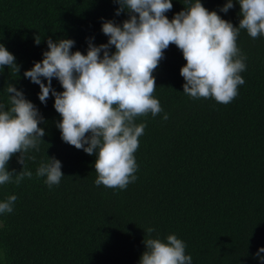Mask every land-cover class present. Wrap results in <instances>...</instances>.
<instances>
[{"label": "trees", "instance_id": "16d2710c", "mask_svg": "<svg viewBox=\"0 0 264 264\" xmlns=\"http://www.w3.org/2000/svg\"><path fill=\"white\" fill-rule=\"evenodd\" d=\"M195 2L172 0L165 15L171 20ZM200 2L239 26L237 0L227 13L220 11L227 0ZM119 8L115 0H0V44L19 66L18 73L0 68V104L10 108L7 87L13 85L36 106L46 133L39 151L25 154L32 178L0 185V202L17 196L13 211L0 214V264H139L149 227L151 238L181 239L192 264H264V252L256 255L264 248V36L240 30L245 83L227 105L185 95L183 54L174 44L165 50L153 72L163 112L136 118L146 127L135 153L137 179L124 190L95 185V154L62 141L55 97L41 103L39 85L25 78L43 60L49 38L71 39V51L85 55L89 41L106 44L103 22L122 26L129 19L127 11L116 15ZM52 88L63 91L56 78ZM19 156L8 171L23 170ZM51 157L64 176L49 188L36 170Z\"/></svg>", "mask_w": 264, "mask_h": 264}, {"label": "clouds", "instance_id": "9594fccd", "mask_svg": "<svg viewBox=\"0 0 264 264\" xmlns=\"http://www.w3.org/2000/svg\"><path fill=\"white\" fill-rule=\"evenodd\" d=\"M115 2L120 5L116 15L127 11L129 19L122 26L103 22L102 32L109 38L106 44L95 46L89 41L85 55L71 51L75 43L71 39L54 42L49 38V50L43 53V60L34 63L24 76L39 85L41 103L46 104L50 93L55 97L62 141L88 155L95 154V185L124 190L137 179L135 153L146 127L144 123L137 125L135 120L163 112L154 96L153 72L164 58L165 50L174 44L183 54L186 64L181 67L180 75L185 81V95L229 104L237 97L239 86L245 83L240 73L246 70V57L237 45V38L240 30H246L253 39L264 36V0H237L242 17L238 27L222 19L216 11H209L200 0L171 20L165 13L172 9V0ZM233 6V0H227L220 11L227 13ZM35 43H40L37 36ZM111 46L114 53L110 52ZM5 66L19 72L14 55L0 44V68ZM53 78L58 79L62 92L52 88ZM7 93L11 94L10 108L6 110L0 104V185L13 182L19 185L33 175L24 168L25 154L31 149L39 151L46 133L39 127L43 117L23 92L9 84ZM168 118L164 113L162 119ZM17 153H20L18 162L23 165L18 174L7 170ZM61 168V162L51 157L47 163L40 164L36 175L46 177L45 184L51 188L59 185L64 176ZM16 200V195H10L0 202V214L11 213ZM154 231L151 227L146 229L149 238L143 240L146 250L139 264H192L181 239L169 235L163 242L151 238ZM261 252L264 248L256 255Z\"/></svg>", "mask_w": 264, "mask_h": 264}]
</instances>
